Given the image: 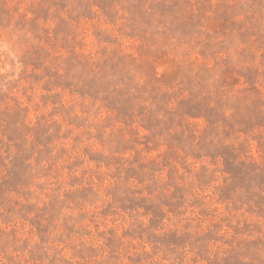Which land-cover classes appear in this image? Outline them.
I'll return each instance as SVG.
<instances>
[{
	"label": "rangeland",
	"instance_id": "374dc122",
	"mask_svg": "<svg viewBox=\"0 0 264 264\" xmlns=\"http://www.w3.org/2000/svg\"><path fill=\"white\" fill-rule=\"evenodd\" d=\"M0 264H264V0H0Z\"/></svg>",
	"mask_w": 264,
	"mask_h": 264
}]
</instances>
